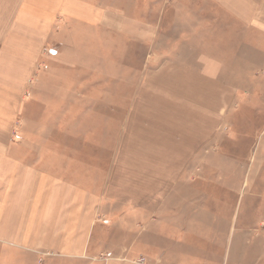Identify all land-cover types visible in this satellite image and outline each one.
<instances>
[{
  "label": "rangeland",
  "instance_id": "1",
  "mask_svg": "<svg viewBox=\"0 0 264 264\" xmlns=\"http://www.w3.org/2000/svg\"><path fill=\"white\" fill-rule=\"evenodd\" d=\"M35 1L9 139L96 215L83 253L0 264H264V0Z\"/></svg>",
  "mask_w": 264,
  "mask_h": 264
},
{
  "label": "crops",
  "instance_id": "2",
  "mask_svg": "<svg viewBox=\"0 0 264 264\" xmlns=\"http://www.w3.org/2000/svg\"><path fill=\"white\" fill-rule=\"evenodd\" d=\"M35 2L0 0V242L34 252L81 254L95 221L96 197L26 161L21 156L27 150L9 139L23 86L33 74L35 40L41 43L55 10Z\"/></svg>",
  "mask_w": 264,
  "mask_h": 264
},
{
  "label": "built area",
  "instance_id": "3",
  "mask_svg": "<svg viewBox=\"0 0 264 264\" xmlns=\"http://www.w3.org/2000/svg\"><path fill=\"white\" fill-rule=\"evenodd\" d=\"M143 261V259L141 258V259H139V262H142Z\"/></svg>",
  "mask_w": 264,
  "mask_h": 264
}]
</instances>
